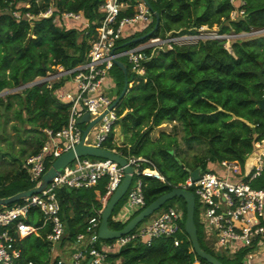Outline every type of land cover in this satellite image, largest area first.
<instances>
[{
    "label": "trees",
    "instance_id": "16d2710c",
    "mask_svg": "<svg viewBox=\"0 0 264 264\" xmlns=\"http://www.w3.org/2000/svg\"><path fill=\"white\" fill-rule=\"evenodd\" d=\"M103 1L0 0V92L18 89L0 96V112L3 116L14 105L12 98L18 96L22 106L17 111L21 115L26 112L28 118L33 119L35 125L38 124L37 129H59L67 123L70 104L61 101L55 94L56 87L62 85L66 78L55 80L52 86L47 81L29 83L39 76H46L49 71H57L54 65L62 64L65 68H71L86 61L90 41L103 17L100 11ZM149 1L152 8L160 13L158 26L155 28V19L144 30L125 37L120 42L121 47L134 46L150 36H166L169 32L196 34L205 24L212 27L221 23L222 33L231 28L240 32L252 27H264V0H244V17L240 14L236 19L231 18L234 8L231 0ZM28 2H31L30 6ZM50 5L54 8L52 15H40ZM14 11H19L21 16H16ZM63 11H81L82 19L65 18ZM28 12L35 16L30 18ZM86 21L89 22L88 26ZM151 30V35L143 40H134ZM30 32L34 36L29 37ZM225 40L206 38L195 43H176L172 48L154 53H151V48L147 49L149 58L144 61L146 71L142 76L132 72L131 66L124 61L132 85L129 84L126 95L118 104L117 110L122 120L117 124L123 127L124 133H130L127 141L130 152L150 157L166 177V181H163L145 176L147 205L188 178L191 169L201 166L205 170L209 161L224 158L244 161L247 154L255 150L256 139L264 137V109L259 103L264 97V84L260 83L256 73L264 66V35L238 38L232 43V50L226 47ZM114 67L125 78L122 67L118 64ZM171 121L182 124V139L190 146L194 142L204 141L207 144L206 154L196 156L193 161L187 159L184 156L185 149L179 148L180 138L175 129L170 132L162 130L157 139L150 137L156 126ZM113 136L114 131L111 139ZM44 139L45 135L44 138H38V144L30 154L40 150ZM108 146L112 148L115 145L109 141ZM0 148L3 147L0 145ZM118 148L128 151L127 146ZM5 151L8 150L2 152ZM179 158L186 160L185 173L181 176L170 174L169 168ZM24 179L29 178L22 168L8 184L0 185V197L34 185L8 191L10 185ZM78 189L62 187L58 192L61 214L67 226L63 240L68 239L70 243L85 229L89 218L101 206L95 188H88L92 190L91 198L88 194H78ZM4 206L0 204V208ZM69 208L74 209V214L68 212ZM41 216L40 210L33 207L28 221L40 225L43 222ZM185 221L186 213L184 228ZM109 225L117 229L124 226L112 217ZM50 229V224H47L41 228L40 234L18 238L21 256L14 259L12 264H30V261L35 264H60L51 253V246L46 239ZM199 238L202 247L211 252L202 244L200 235ZM137 243L136 246L129 243L111 253V261L114 264H195V258L198 257L199 264H211L192 249L190 239H184L179 246L168 237L156 238L151 244ZM217 257L227 264L221 256ZM119 259H122L121 262Z\"/></svg>",
    "mask_w": 264,
    "mask_h": 264
},
{
    "label": "built area",
    "instance_id": "2783aa9c",
    "mask_svg": "<svg viewBox=\"0 0 264 264\" xmlns=\"http://www.w3.org/2000/svg\"><path fill=\"white\" fill-rule=\"evenodd\" d=\"M231 1L234 4L231 18L236 19L244 14L242 5L245 1ZM129 6L131 8L124 11ZM53 11L54 8L50 5L40 15L50 16ZM100 11L103 17L90 41L86 61L71 68H65L62 64L54 65L57 71L48 75V78L54 77V82L49 86L55 80L70 76L65 77L64 83L55 89L56 96L70 104L68 121L59 129L43 128L44 142L39 151L25 158L23 168L29 180L36 185L48 169V163H53L61 154L75 148L82 141L120 153L127 158L134 171L126 192L127 197L122 203L119 202V209L116 214L114 209L111 217L125 225L147 205L145 176L163 181H166V177L150 157L118 148L127 144H122L117 135L119 103L113 106L118 95L112 98L108 93L110 83L114 82L110 70L117 64L116 59L122 60L121 56L125 55L131 63L132 72L142 76L146 71L144 61L149 58L147 49L151 48V53H154L160 49L172 48L176 43H195L199 40L198 37L206 39L216 35L207 32V25H201L196 34L169 32L166 36H150L137 45L121 47L120 42L125 37L144 30L155 20L150 1L135 0L132 4L122 3L121 0H104ZM14 13L21 16L19 11ZM28 15L30 18L35 16L30 12ZM63 15L65 18L82 19L81 11H63ZM85 23L89 25L88 21ZM138 23L140 26L136 28L135 24ZM87 112L90 117L81 122L80 118ZM97 118L99 119L84 136V130ZM112 131L114 136L111 139ZM109 141L115 146L109 147ZM255 144V150L248 153L244 161L231 158L209 161L208 169L202 170L197 179H193L190 174L175 185L194 192L196 210L200 209L202 213L200 220L206 241L215 246H223L225 256L230 259L241 255L243 264H264V137L256 139ZM89 156H76L42 190L24 197L22 201L0 208V262L9 263L20 257L18 238L33 233L40 234L41 228L47 224H50L51 229L46 234V239L51 246V253L60 264H114L109 257L111 253L129 243L151 244L160 237L171 238L176 246L183 243L184 238L179 236V232L186 231L183 226L185 210L179 204H169L152 220L141 224L144 218L132 230L119 237L101 238L99 227L102 212L121 184L126 171L125 165L113 158L98 156L92 159ZM102 181L103 188L97 187ZM62 187L95 188L96 198L101 203L96 214L89 218L85 229L71 242L72 250L68 257L60 251L67 232L58 194ZM33 207H37L42 213L43 222L40 225L28 221ZM84 258L87 260L83 262ZM30 264L35 263L30 261Z\"/></svg>",
    "mask_w": 264,
    "mask_h": 264
},
{
    "label": "rangeland",
    "instance_id": "374dc122",
    "mask_svg": "<svg viewBox=\"0 0 264 264\" xmlns=\"http://www.w3.org/2000/svg\"><path fill=\"white\" fill-rule=\"evenodd\" d=\"M121 2L122 3H132V4L135 3L134 0H121ZM27 5L30 6L31 2H28ZM130 8H131V6L127 7L124 11L129 10ZM244 14H245V12H244ZM244 14L242 17H244ZM239 16H237V18H239ZM224 23H226V22H224ZM205 25H207L206 29H207L208 33H211V35H216L212 38L226 39L225 45L230 50H232V43L238 38L248 39V38H252L255 36H259V35H264V30H262V28L252 27L250 30H243L240 32L235 31L234 28H231L229 31L222 33V32H220L221 23H219V25L214 24L212 27H210L208 24H205ZM139 26H140V23L135 24L136 28ZM30 34H33V33L30 32ZM32 36H34V35H32ZM29 37H30V35H29ZM198 38L202 39L200 37H198ZM121 59L123 61H126L131 66V63L128 61L127 56L122 55ZM56 67H58V66H56ZM52 72H55V71H49L48 74L44 77L43 76L37 77V83L36 84H40V83H43L45 81H47L49 83L48 85H50V83H53L54 77L48 78V75H51ZM110 72H111V75L113 77L114 82L110 83L108 93L112 98H114L117 95L121 94V92L125 86V81H124L125 78L123 77V75H121V73L119 71H117L116 67H113L110 70ZM65 77H70V76H64L63 79ZM130 85H132V82L130 83ZM16 91H18L17 88L13 89V90L6 89V90H3V93L1 95L5 96L8 92L12 93V92H16ZM12 101H13L14 105L6 113L4 112L5 116H3L0 112V145L3 147V148H0V150H1L0 151V179H1L0 185H4V184L9 183V181L12 179L13 175L16 174L17 172H19L23 168V162H24L25 158L30 154V152L37 146L38 138H40V137L44 138V132L42 130L36 128V125L38 126V124L35 125L33 122L34 120L29 119L28 114L26 112H24V114L21 115L17 111V109L21 108V106H22V104L19 102L18 96H14L12 98ZM39 120L40 119H38V121ZM121 120H122L121 117L118 118V121H121ZM174 129L176 130V134L180 138L179 148L185 149L186 153L184 154V156L187 159H189L190 161L191 160L193 161L196 156L206 154L207 144L204 141L194 142L193 145L190 146L189 144H187L182 139L183 128H182V124L179 121L164 122V123L156 126L153 129V131L150 133V137L152 139H157L162 130H166V131L170 132V131H173ZM117 135L119 138H121L122 144H127L130 133L129 134L124 133V129L122 126L121 127L118 126ZM127 147L130 150L129 144H127ZM4 150H8V151L2 152ZM143 154H145V153H143ZM173 155H175V153ZM89 157L92 159L98 158V156H93V155H90ZM20 159L23 161L22 163H21ZM185 162H186V160L185 159L183 160L182 158H179V161H173V166H171L168 170L169 173L177 175V176H181L183 173H185V169H184V168H186ZM50 165H51V163L48 164V167ZM205 169H208V164L205 165ZM6 177H8V178H6ZM182 181H184V180H182ZM33 183L34 182L30 181L29 179L17 181L8 187V191L12 192V191H15L17 189H22L24 187H27L30 184L32 185ZM252 184L256 185L255 182H253ZM103 185H104V182L102 181L97 185V187L103 188ZM193 189H194V187H193ZM91 192H92V190H88V188L81 187L78 189L77 193L80 195L88 194L89 197L91 198L93 196V194H91ZM95 192L97 194L96 189H95ZM126 197H127V194L124 195V197L121 199L120 203H122ZM120 203L116 206V208L114 210L115 214H116V211L119 209ZM168 204H179L184 208L185 213H186L185 199L183 197H180V196H175V197L169 199L160 209L156 210L153 214L147 216L141 222V224H145L148 221L152 220ZM68 212L70 214H74V209L69 208ZM195 214H196L195 216H196V221H197L196 223L198 225V231H199V235L201 237L202 244L206 248L211 250V252H213L215 255L221 256L227 264H243L240 261L241 255L237 256L236 258L229 259L227 256H225L226 254L223 251L224 250L223 246H220V245L215 246V245L209 244L206 241V238H205L204 232H203V224L200 220L201 216H202L200 209L199 210L197 209ZM38 218H40V216H38ZM179 236L183 237L186 240L190 239L189 234L185 231L179 232ZM69 241L70 240H68V239L62 240L63 243L61 242V244L67 250H72V249H70L71 243ZM137 244H138L137 242L132 243V245H134V246H136ZM86 260L87 259L84 258L83 262ZM121 260L119 259L118 261L121 262ZM12 263L13 262H9V263H4L3 261L0 262V264H12Z\"/></svg>",
    "mask_w": 264,
    "mask_h": 264
},
{
    "label": "water",
    "instance_id": "95a60500",
    "mask_svg": "<svg viewBox=\"0 0 264 264\" xmlns=\"http://www.w3.org/2000/svg\"><path fill=\"white\" fill-rule=\"evenodd\" d=\"M154 16L156 18V25L155 28L158 26L159 20H160V13L157 10H154ZM264 30V27L262 28ZM153 30L144 33L138 37H136L134 40H143L147 36L151 35ZM257 32V31H256ZM33 34H30V37H32ZM116 63L122 67L125 73V86L121 92L116 98V100L113 103L114 105H117L122 98L126 95L128 91L129 86V79H128V67L120 59H116ZM256 73L259 75L260 83L264 84V66H262L259 70H256ZM37 83L36 81H33L32 83H29L30 85ZM13 90V89H11ZM3 93V91L0 92V95ZM260 106L262 109H264V97L260 99L259 101ZM90 117V113L87 112L84 114L80 121L83 122L87 120ZM99 118L93 120L90 122L89 126L84 130V136L89 131L90 127L98 120ZM81 155H93V156H100V157H108L113 158L114 160L118 161L120 164L125 165V171L126 174L119 185V187L116 189L114 194L111 196L107 206L104 208L102 212V219L100 222L99 227V235L103 239H113L116 237H119L130 230H132L141 220L146 218L147 216L153 214L156 210L160 209L169 199L180 196L185 199L186 202V221H185V230L189 234L190 240L192 242L193 248L196 251L198 255L205 258L209 263L211 264H225L222 260H220L215 254L211 253L210 251H207L204 249L201 245L199 234H198V227L195 222V211H196V197L194 192L191 189H186L183 187L175 186L170 191H167L160 195L158 198H156L154 201L146 205L141 211H139L136 215H134L122 228H113L109 225V220L112 215L113 210L115 209L116 205L119 204L121 199L126 194L130 183L133 178V166L131 164H128V160L125 156L121 155L120 153H117L115 151H112L108 148L103 147H96L93 145L85 144L83 141L78 143L75 148H72L63 154H61L47 169V171L43 174L42 179L40 183L28 188L20 190L12 195L0 197V204L7 205L9 203L18 201L20 199H23L24 197L30 196L33 193L39 192L42 190L52 179L57 175V173L65 167L66 164L71 162L73 159L76 158V156ZM202 171V167L198 166L195 169L190 170V174L193 177V179H197L200 176V173Z\"/></svg>",
    "mask_w": 264,
    "mask_h": 264
},
{
    "label": "crops",
    "instance_id": "0c3cea01",
    "mask_svg": "<svg viewBox=\"0 0 264 264\" xmlns=\"http://www.w3.org/2000/svg\"><path fill=\"white\" fill-rule=\"evenodd\" d=\"M60 251L62 252V254H64L65 256H70L71 255V250H67L66 248H64L63 245H60ZM195 264H199L200 263V260L199 258H195Z\"/></svg>",
    "mask_w": 264,
    "mask_h": 264
},
{
    "label": "clouds",
    "instance_id": "9594fccd",
    "mask_svg": "<svg viewBox=\"0 0 264 264\" xmlns=\"http://www.w3.org/2000/svg\"><path fill=\"white\" fill-rule=\"evenodd\" d=\"M155 19H156V18H155ZM123 62H124V61H123ZM36 80H37V79H36ZM36 80H35V81H36ZM44 81H45V80H44ZM129 84H130V83H129ZM53 162H54V161H53ZM51 164H52V163H51ZM49 167H50V166H49ZM49 167H48V168H49ZM46 171H47V170H46ZM33 186H34V185H33ZM61 245H62V244H61Z\"/></svg>",
    "mask_w": 264,
    "mask_h": 264
}]
</instances>
